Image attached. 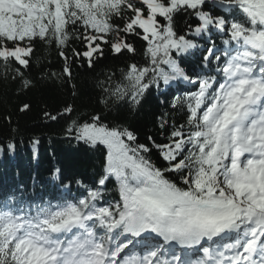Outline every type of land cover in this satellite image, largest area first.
<instances>
[{"label": "snow or ice", "instance_id": "obj_1", "mask_svg": "<svg viewBox=\"0 0 264 264\" xmlns=\"http://www.w3.org/2000/svg\"><path fill=\"white\" fill-rule=\"evenodd\" d=\"M209 2L237 14L214 16L204 11ZM177 15L198 21L188 25L195 37L210 40L213 29L227 37L221 55L215 44L204 49V69L195 79L180 58L200 46L187 33L177 34ZM78 25L83 34L77 35ZM121 33L147 43L148 62L129 65L118 82L107 77L110 97L135 108L161 82L196 89L172 101L186 110L185 124L173 126L168 143L153 142L168 167H156L151 149L123 125L103 123L99 115L74 121L69 131L78 141L106 150L99 187L56 204L0 200V264H264V0H0L5 76L10 61L29 67L36 39L60 48L67 61L63 49L77 35L86 50L73 55L89 66L94 54L103 55L101 41L115 53H135ZM63 72L71 75L67 63ZM12 75L24 87L31 84L19 67ZM165 123L161 118L160 127ZM112 179L119 199L110 203L102 188Z\"/></svg>", "mask_w": 264, "mask_h": 264}, {"label": "trees", "instance_id": "obj_2", "mask_svg": "<svg viewBox=\"0 0 264 264\" xmlns=\"http://www.w3.org/2000/svg\"><path fill=\"white\" fill-rule=\"evenodd\" d=\"M204 11L228 20L237 14L236 10H232L233 15H229L228 8L211 2ZM158 19L161 24L166 23L163 18ZM112 22L120 26L123 24L118 18ZM174 23L178 35L187 33L188 38L194 39L200 46L193 55L180 58V66L195 79V74L204 69L202 56L207 55L204 49L215 44L221 50L216 55H221L226 47L222 40L227 37L221 36L215 29L210 40L207 34L203 38L193 36L188 31V25L194 28L198 21L188 15H177ZM69 30H72L71 27ZM76 32L77 35L83 34L84 29L78 25ZM77 35L72 36L63 49L67 61L59 55L60 48L39 39L34 41L28 68L10 61L8 75L5 76L3 61H0V200L16 196L29 204H56L64 197L82 199L89 189L99 187L96 181L105 162L106 150L102 146L92 148L78 141L75 132L69 131L74 121L90 122L94 115L101 116L103 123L120 124L131 130L137 137L136 143L151 149L149 159L156 167H168L152 147L153 142L168 143L173 126L185 124L186 110L173 108L172 101L176 96L196 89L185 82L168 86L161 82L159 87L149 89L139 106L131 108L126 100L116 101L110 97L104 91L108 87L104 82L109 76L113 82H118L131 64L145 66L148 62L145 56L147 43L135 34L121 33L125 41L134 46L135 53H115L110 43L101 41L103 55L94 54L93 64L89 66L87 60L73 55V50L81 53L86 50ZM106 39L114 40L115 33L109 34ZM66 63L70 67V76L63 72ZM216 63L213 58L210 67L215 68ZM17 67L31 81L29 86L24 87L19 77L13 79L12 70ZM24 105L28 107L25 109ZM69 107L72 111L65 112ZM161 118L166 121L164 128L160 127ZM149 137L152 139L149 140ZM165 175L180 183L176 174ZM65 186H68L67 190ZM102 191L110 203L119 199L114 179L107 182ZM99 203L103 205L104 200Z\"/></svg>", "mask_w": 264, "mask_h": 264}]
</instances>
